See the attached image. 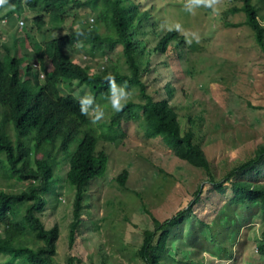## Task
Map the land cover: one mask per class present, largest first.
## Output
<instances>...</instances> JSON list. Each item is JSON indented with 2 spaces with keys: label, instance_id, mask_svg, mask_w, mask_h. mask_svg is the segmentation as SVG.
Instances as JSON below:
<instances>
[{
  "label": "rangeland",
  "instance_id": "rangeland-1",
  "mask_svg": "<svg viewBox=\"0 0 264 264\" xmlns=\"http://www.w3.org/2000/svg\"><path fill=\"white\" fill-rule=\"evenodd\" d=\"M138 2L157 22V31H166L160 27L164 23H179L189 37L193 32L199 34V43L189 44L178 32L183 42L171 44L175 50L170 58L166 53L150 56L161 76L157 79L158 72L152 71L143 81L154 99L165 98L163 87L170 81L174 90L168 103L178 115L181 130H193L209 171L178 158L161 137L147 136L142 120L121 121L117 141L99 139L97 148L107 156L106 170L84 188L77 237L70 247L75 189L62 180L55 192L46 193L43 221L48 228L56 224L60 234L56 259L65 263L76 257L75 264H144L139 256L143 231L153 229L154 220L163 223L173 218L165 228L167 240L160 264H264V255L258 251L264 243V211L259 202L233 201L229 183H224L223 193L213 187L252 158L264 140V52L243 23L244 13L231 11L242 2L222 0L219 16L203 7L191 14L185 10V0ZM262 4L259 21L264 25V0ZM97 11L68 1L61 18L44 16L46 33L37 30L28 9L21 16L0 13V19H9L0 24V46L16 54L24 40V50L29 51L34 42L50 34L65 35L77 23L103 32ZM102 51L92 56L72 47L70 55L93 70L109 65L120 73L128 72L120 45H105ZM160 59L165 64L159 65ZM80 88L66 85L63 90L78 96L88 93ZM128 89L133 92V103L141 101L137 87ZM101 106L105 110L102 121L108 120L115 111L108 101ZM124 171L125 182L120 185L117 177ZM233 177L264 182V158ZM24 185L0 177V189L18 192ZM6 258L0 253V264Z\"/></svg>",
  "mask_w": 264,
  "mask_h": 264
},
{
  "label": "trees",
  "instance_id": "trees-1",
  "mask_svg": "<svg viewBox=\"0 0 264 264\" xmlns=\"http://www.w3.org/2000/svg\"><path fill=\"white\" fill-rule=\"evenodd\" d=\"M68 1L71 0H9L15 8L0 9V13L21 16L28 9V15H33L31 22L38 31L46 33L44 16L61 18ZM241 2L231 11L244 13L243 23L252 30L256 44L264 52V25L259 21L262 0ZM74 4L91 11L97 9V20L104 26L103 32L81 26L85 32L84 37H79L82 50L93 56L102 54L105 45H120L128 72L120 73L109 65L93 70L87 63L74 61L70 48L76 47V29L61 36L43 37L29 51L24 50L21 40L16 54L0 46V177L12 178L17 184L25 182L18 192L0 189V253L7 255L3 264H75L76 257L65 263L56 259L59 228L56 224L48 228L43 221L45 196L55 192L62 180L75 189L68 231L69 247L72 246L80 224L84 188L101 177L107 166L106 153L97 144L99 139L117 141L122 134L121 121L142 120L147 136L161 137L178 158L209 171L193 130H181L178 115L168 103L174 90L170 81L163 87L165 98L158 95L155 99L146 92L143 81L152 71L158 72L157 79L161 76L150 56L166 53L170 58L175 50L171 44L183 42V36L176 31H157V22L138 0H74ZM165 62L160 59L158 63ZM33 65H38V69ZM109 74L117 84L137 87L141 101H130L123 111L93 124L88 116L81 115L78 95L66 93L63 87L80 85L101 105L107 101L105 77ZM188 120L193 126V121ZM98 126L102 130L98 131ZM263 158L264 140L252 158L233 168L222 182L213 183L214 189L223 193L224 183H229L233 201H257L264 211V182L233 177ZM125 177V171L117 177L120 185ZM198 193L199 189L196 196ZM172 222L173 218L163 223L154 220V228L143 231L139 256L144 264H160L167 240L165 228ZM258 251L264 255V243Z\"/></svg>",
  "mask_w": 264,
  "mask_h": 264
},
{
  "label": "clouds",
  "instance_id": "clouds-1",
  "mask_svg": "<svg viewBox=\"0 0 264 264\" xmlns=\"http://www.w3.org/2000/svg\"><path fill=\"white\" fill-rule=\"evenodd\" d=\"M27 0H25V3ZM221 4L222 0H185V10L191 14H195V11L201 7L210 9L213 14L219 16L221 13ZM15 5L10 4L9 0H0V9H5L8 11L9 9H14ZM10 17V16H9ZM9 19L4 17L0 19V24H7ZM20 26L23 27V21H19ZM162 29L166 31H176L185 35V42L191 44L194 41L199 43V34L197 32L191 33L190 37L183 29L182 25L179 23L168 24L164 23L160 25ZM75 36L77 37L76 47H83V42L79 39V37H84L85 32L81 29V25L77 23L75 25ZM108 82V95L107 101L110 104L111 108L115 112L123 111L124 107L132 100L133 92L128 89L127 83L117 84L115 77L112 75H108L105 77ZM79 102V110L81 115L88 116L93 124H97L105 118V110L104 108L96 102L95 97L91 93H85L83 96L77 97Z\"/></svg>",
  "mask_w": 264,
  "mask_h": 264
},
{
  "label": "built area",
  "instance_id": "built-area-1",
  "mask_svg": "<svg viewBox=\"0 0 264 264\" xmlns=\"http://www.w3.org/2000/svg\"><path fill=\"white\" fill-rule=\"evenodd\" d=\"M91 21H92V19H91ZM82 58H84V59H85V58H86V56H83ZM33 68H34V69H36V70L38 69V67H37L36 65H33ZM40 77H42V74L40 75Z\"/></svg>",
  "mask_w": 264,
  "mask_h": 264
}]
</instances>
